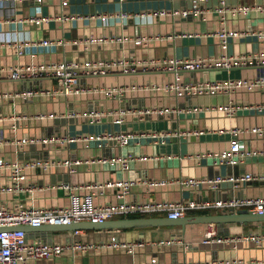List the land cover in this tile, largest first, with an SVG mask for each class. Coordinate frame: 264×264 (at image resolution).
Segmentation results:
<instances>
[{"label":"crops","instance_id":"crops-1","mask_svg":"<svg viewBox=\"0 0 264 264\" xmlns=\"http://www.w3.org/2000/svg\"><path fill=\"white\" fill-rule=\"evenodd\" d=\"M228 5L264 3V0H226ZM192 0H11L0 6V90L9 94L0 99V155L28 160L34 157L80 158L75 170L64 163L49 169L25 168L23 188L19 191H0V204L17 207L21 204L62 206L69 202V189L65 183L85 184L108 178L126 176L134 179L126 200L151 199H217L229 196H258L264 193V179L234 182L222 180L217 186L204 181L197 186L181 185L176 179L185 176L215 177L218 174H241L251 171L264 173V134L250 130L255 124H264V85L248 89L236 86L229 90L207 88L202 91H165L148 85L116 92L113 96L102 91L88 90L79 94L41 92L54 86L55 79L47 75L15 78L10 67L19 63L42 60H82L91 58H116L142 60L153 56L220 57L223 53L238 56L264 51V9L222 14L217 10L219 0H202L201 10L188 14L143 17L139 11L157 8L187 7ZM61 10L72 14L61 20L56 17ZM126 10L131 15L125 20L103 21L99 13ZM35 13L48 15L36 22L27 18ZM236 29L238 33L227 37L223 46L219 31ZM104 35L107 39L89 43V34ZM161 33L163 38L136 44L132 39H116L118 35L130 37ZM172 33V36H167ZM26 39L23 53L8 39ZM112 36L114 39H110ZM48 37L64 43L43 44ZM264 75V63L257 61L233 63L230 66L207 62L195 70H183V82L227 80L231 77ZM175 78L174 71L139 66L124 71L119 66L106 74H86L82 84L108 86L110 84H155ZM33 88L34 94L22 96L16 91ZM229 104L231 110L220 105ZM100 108L104 114L98 120H89L81 114H62L73 110L87 111ZM120 107L135 109L126 112L124 119L116 121ZM170 110H159L160 108ZM150 108V111H139ZM55 111L56 116L40 118L34 114ZM23 115V116H22ZM26 115V116H25ZM239 127L236 133L233 128ZM130 132L128 142L115 137L85 138L90 134ZM76 136L69 141L18 143L13 137H42L47 135ZM240 137L249 152L237 163L217 160L215 154L227 148L231 140ZM133 154L129 167L111 158ZM103 158H108L104 160ZM151 178H169L173 182L148 185ZM8 181L0 173V186ZM86 188H81L84 191ZM97 203L122 201L118 187H107L94 196ZM233 211L214 207L189 210L186 214ZM162 214L164 213H155ZM215 229V234L205 240V232ZM256 231L264 233L263 220L226 221L218 225L208 221L181 224H161L110 228H80L54 230H28L30 240L82 241L93 243L89 248L72 250L70 247L51 257L29 258L30 264H123L147 263L153 256L156 264H214V261L240 258L249 264H264V239L238 238L240 234ZM218 236H222L219 238ZM235 237V238H234ZM171 239V242L161 240ZM138 242L132 248L114 245L113 242Z\"/></svg>","mask_w":264,"mask_h":264},{"label":"built area","instance_id":"built-area-1","mask_svg":"<svg viewBox=\"0 0 264 264\" xmlns=\"http://www.w3.org/2000/svg\"><path fill=\"white\" fill-rule=\"evenodd\" d=\"M11 0H0V6L7 4ZM202 0H192L190 6L185 7H170V8H157L151 10L139 11L136 14L143 17L153 16H167L175 14H188L189 12H196L201 10L200 3ZM62 5L68 3V0H61ZM252 8L264 9V3H241L228 5L226 0H219L217 10L224 14L227 11L240 12L248 11ZM131 15L126 10H121L115 13H99L97 16L103 21H125ZM72 14L66 13L61 10L56 17L64 20L71 17ZM48 15L35 13L34 15L28 16L29 21L41 22L47 20ZM238 33L236 29L222 28L219 31L223 46H227V37L231 34ZM172 33H167V36H172ZM161 33L152 34H141L134 37H130L126 34H121L116 39L127 40L132 39L136 44L148 43L152 39L163 38ZM110 39L114 37L110 36ZM107 39L104 35L89 34L84 40V44L87 46L89 43L98 42ZM26 39L17 37L15 39H8L12 45H14L16 52L23 53ZM43 44L51 45L64 43V40L52 39L44 37L40 39ZM214 61L215 64L230 66L233 63H246L257 61L264 63V51L254 54H240L238 56L228 55L223 53L220 57L211 58L205 57H191V56H153L148 59L142 60H130L125 55L116 58H91L87 57L82 60H42L39 62H27L19 63L11 66L10 75L15 78H31L40 75H47L55 79L54 86L48 88H42L41 92H52L62 93L65 95L79 94L88 90L102 91L109 96H113L116 92L124 93L127 90H131L138 87L148 85L152 88H162L165 91H202L207 88H216L222 90H229L236 86H245L248 89L255 88L256 86L264 85V75L255 76L252 78L248 77H231L227 80H215V81H204L200 83L195 82H183L180 80L183 70H195L203 67L207 62ZM119 66L124 71L136 70L139 66L142 68H155L159 70H170L174 71L175 78L167 80L163 83L149 84H110L108 86H86L82 84V77L86 74H106L110 72L113 67ZM1 69V68H0ZM36 89L27 88L16 91V94L22 96H28L34 94ZM8 91L0 90V99L8 95ZM258 107L264 108V103L257 104ZM221 108L225 107L231 110L229 104L220 105ZM171 108H160L159 110H170ZM129 110H135L131 108L120 107L117 111L118 116L116 121L121 122L124 119L126 112ZM150 108L140 109L139 111H150ZM58 113L55 111L50 112H39L34 114L40 118L45 116H56ZM62 114H81L86 116L89 120H98L104 111L100 108L92 107L87 111L80 112L79 110H73L71 112H64ZM23 116V115H22ZM26 116V115H25ZM240 130L239 127L233 128V132L236 133ZM250 130L257 134H264V124H255L250 127ZM130 132H106L102 134H90L84 136L85 138H94L108 136L115 137L122 143L128 142ZM77 139L76 136L68 135H47L42 137H28V136H16L11 140L18 143H25L29 141H42V142H56V141H69ZM5 137L0 135V144L5 142ZM249 152L245 146V142L238 136H235L230 145L217 152L216 157L220 162H227L235 164L245 154ZM133 158V154L129 153L127 156H119L111 158L120 162L122 168L129 167V159ZM107 160L108 158H103ZM64 163L69 166L70 170H75L76 165L81 162L80 158H55V157H34L28 160H20L18 158H10L9 156L0 155V173L5 174L8 181L0 186L1 192L8 191H19L23 188L22 179L25 174V168L29 167H40L44 170L49 169L51 166L57 163ZM229 179L234 182L250 179H264V173L255 174L251 171H246L241 174H230L221 175L218 174L215 177L207 176H185L179 177L176 180L181 185L197 186L204 181L212 186H217L222 180ZM173 179L169 178H151L147 179L148 185H159L168 182H173ZM134 179L122 176L118 178H108L103 181H90L85 184H70L65 183V187L69 189V202L62 206H47V205H23L17 207H11L6 204H0V226H11L19 224H40L45 222H69L83 219L89 220H103L105 218H111L116 216H129V215H147L153 213H164L169 217H179L186 214L191 209H208V208H222L224 210L230 209L235 210L239 207H246L254 212H264V193L258 196H229L226 198L217 199H195L190 198L187 200H176V199H149V200H126V196L131 191V185ZM85 187L84 191L81 188ZM107 187H118L119 195L123 197L122 201L97 203L94 200V196L97 193L105 192ZM79 229H75L78 231ZM26 229L23 227H2L0 228V264H30L28 263L29 258L37 257H51L61 254L65 248L70 247L72 250L84 249L92 247L94 244L89 242L74 241L71 243H65L62 241H46L42 239L30 240L27 238ZM215 229H209L205 232V240H209L214 234ZM221 238L222 236H218ZM223 238V237H222ZM235 238V237H234ZM238 238L253 239L257 243H261L264 239V233L249 231L239 236ZM171 239L161 240V242H171ZM138 242H118L114 241V245H122L128 248H132ZM158 262L157 257L153 256L149 264H156ZM251 261L243 260L240 258H233L231 260H220L214 261V264H249ZM123 264H147V263H123Z\"/></svg>","mask_w":264,"mask_h":264},{"label":"water","instance_id":"water-1","mask_svg":"<svg viewBox=\"0 0 264 264\" xmlns=\"http://www.w3.org/2000/svg\"><path fill=\"white\" fill-rule=\"evenodd\" d=\"M264 212H254L246 207H239L233 211L191 213L179 217H169L162 214L116 216L103 220H75L69 222H45L40 224H19L2 227H23L28 230L80 229V228H110L161 224H181L183 228L187 222L208 221L218 225L226 221L263 220Z\"/></svg>","mask_w":264,"mask_h":264},{"label":"trees","instance_id":"trees-1","mask_svg":"<svg viewBox=\"0 0 264 264\" xmlns=\"http://www.w3.org/2000/svg\"><path fill=\"white\" fill-rule=\"evenodd\" d=\"M193 210L195 211V210H198V209H193ZM153 214H155V213H153ZM147 215H148V214H147ZM129 216H134V215H129Z\"/></svg>","mask_w":264,"mask_h":264}]
</instances>
